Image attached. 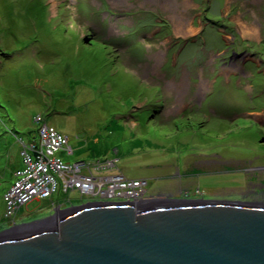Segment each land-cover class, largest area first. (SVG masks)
<instances>
[{
    "label": "rangeland",
    "instance_id": "obj_1",
    "mask_svg": "<svg viewBox=\"0 0 264 264\" xmlns=\"http://www.w3.org/2000/svg\"><path fill=\"white\" fill-rule=\"evenodd\" d=\"M261 117L264 0H0V230L92 201L4 215L43 122L68 137L63 160L147 179L146 199L256 201Z\"/></svg>",
    "mask_w": 264,
    "mask_h": 264
},
{
    "label": "water",
    "instance_id": "obj_2",
    "mask_svg": "<svg viewBox=\"0 0 264 264\" xmlns=\"http://www.w3.org/2000/svg\"><path fill=\"white\" fill-rule=\"evenodd\" d=\"M0 234V264H264V198L87 202Z\"/></svg>",
    "mask_w": 264,
    "mask_h": 264
},
{
    "label": "built area",
    "instance_id": "obj_3",
    "mask_svg": "<svg viewBox=\"0 0 264 264\" xmlns=\"http://www.w3.org/2000/svg\"><path fill=\"white\" fill-rule=\"evenodd\" d=\"M37 118L42 119L39 115ZM39 130L38 141L24 145L22 166L14 171L15 179L4 192V215L7 217L33 198L48 197L55 192L68 190L79 189L87 194L92 200L90 202L146 198L147 179L126 178L120 172L108 173L106 176L85 173L81 162L71 164L59 155L69 145L65 134L45 122Z\"/></svg>",
    "mask_w": 264,
    "mask_h": 264
},
{
    "label": "crops",
    "instance_id": "obj_4",
    "mask_svg": "<svg viewBox=\"0 0 264 264\" xmlns=\"http://www.w3.org/2000/svg\"><path fill=\"white\" fill-rule=\"evenodd\" d=\"M206 101H207V99H205ZM263 120H261V119H258V120H260L262 123H263V121H264V117H261ZM257 119V118H256ZM23 138H21V140H22ZM22 146H21V148H20V157H21V153H22V149L24 148V145L26 144V143H29V141H24V139L22 140ZM62 153H66V151H61V154ZM62 157V156H61ZM63 158V157H62ZM20 164V165H19ZM19 164H17L16 166H15V170L17 169V168H19V167H21L22 166V159H21V162L19 163ZM14 170V171H15ZM157 187V186H156ZM155 187V188H156ZM152 188H154V186L152 187ZM150 191V189L148 190V192ZM59 195H58V197H57V199H55L53 202L55 203V202H61V203H63V202H65L66 204H68V205H70V201H71V197H68L67 196V194H65L64 192H60V193H58ZM66 197V198H65ZM88 198V197H87ZM89 199V198H88ZM57 202V203H58ZM20 209H21V207H20ZM49 214V213H48Z\"/></svg>",
    "mask_w": 264,
    "mask_h": 264
},
{
    "label": "bare ground",
    "instance_id": "obj_5",
    "mask_svg": "<svg viewBox=\"0 0 264 264\" xmlns=\"http://www.w3.org/2000/svg\"><path fill=\"white\" fill-rule=\"evenodd\" d=\"M150 199H152L153 197H149ZM153 199H161V198H153Z\"/></svg>",
    "mask_w": 264,
    "mask_h": 264
},
{
    "label": "flooded vegetation",
    "instance_id": "obj_6",
    "mask_svg": "<svg viewBox=\"0 0 264 264\" xmlns=\"http://www.w3.org/2000/svg\"><path fill=\"white\" fill-rule=\"evenodd\" d=\"M263 191H264V190H263ZM260 193H261V192H260ZM256 194H257V193H256ZM258 194H259V193H258ZM261 194L264 196V193H261ZM262 195H261V196H262ZM263 196H262V197H263Z\"/></svg>",
    "mask_w": 264,
    "mask_h": 264
}]
</instances>
